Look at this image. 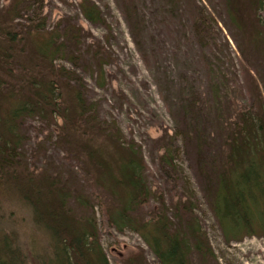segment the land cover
Returning <instances> with one entry per match:
<instances>
[{
  "label": "rangeland",
  "instance_id": "rangeland-1",
  "mask_svg": "<svg viewBox=\"0 0 264 264\" xmlns=\"http://www.w3.org/2000/svg\"><path fill=\"white\" fill-rule=\"evenodd\" d=\"M94 1L106 24L88 22L79 11L80 0H32L31 11L47 18V32L60 35L79 26L86 36L80 43L67 41L73 60L60 57L55 64L75 77L65 78L64 94L82 91L93 108L87 113L93 118L89 126L113 169L120 161L119 145L134 146L144 160L142 177L150 195L132 205L135 227L141 230L164 211L172 231L186 237L191 225L200 229L206 249L197 252L191 241L190 264H264V229L254 223L252 234L241 231L240 239L230 240L215 212L225 138L240 112L264 111V44L252 37L264 32V10L237 0L248 32L234 23L226 0ZM10 3L0 0V12ZM0 78L4 98L13 78L3 68ZM0 104L6 112L8 102ZM64 125L58 114L22 118L25 169L61 180L71 191L68 204L76 217H95L110 264L140 258L142 264H162L141 232L111 224L108 214L124 208L114 178L119 175L111 173L113 180L103 188L99 170L68 143L76 139L62 131ZM4 211L13 212L9 220L26 250L49 248L45 231L33 228L28 207L5 202Z\"/></svg>",
  "mask_w": 264,
  "mask_h": 264
},
{
  "label": "trees",
  "instance_id": "trees-1",
  "mask_svg": "<svg viewBox=\"0 0 264 264\" xmlns=\"http://www.w3.org/2000/svg\"><path fill=\"white\" fill-rule=\"evenodd\" d=\"M226 1L234 23L249 32L241 4L237 0ZM242 3L245 6L244 0ZM248 4L264 10V0H250ZM31 9L32 0H11L0 12V69H5L14 82L19 79V85L13 81L7 84L8 96L2 98L1 89L5 84L2 85L0 78V101L8 102L4 113L0 104V264H110L99 244L95 217H76L68 204L71 191L61 180L25 169L19 128L23 117L40 113L58 114L65 119L62 131L76 139L72 141L67 137L68 143L95 164L103 188L107 189V181L113 180L111 173L119 175L114 180L121 187L120 200L124 208L108 214L111 224L120 231L131 228L141 232L162 264H190L191 241L195 242L197 252L206 249L198 234L199 227L191 225L189 236L185 237L171 230L164 211L156 214L153 222L144 224L143 231L135 227L136 222L130 215L132 205L145 203L150 195L142 177L143 158L134 146L119 145L120 161L114 170L102 147L96 145L92 126H89L93 118L89 119L87 114L93 108L86 105L82 91L75 90L67 96L63 92L65 78L72 76L55 62L65 56L73 60L74 56L67 53L66 43L82 42L86 37L84 32L79 26L66 29L60 35L47 32V18H39V12ZM79 11L90 23L106 24L94 0H80ZM252 37L258 44H264V32L257 30ZM27 90L28 94L24 93ZM238 117L224 141L226 158L220 165L222 168L217 169L215 212L230 240L240 239L241 231L252 234L254 223L264 229V111L240 112ZM164 160L171 164L170 156H165ZM12 201L28 207L33 228L47 234L49 248H43L44 252L23 247L18 230L9 220L13 212L10 215L4 211L5 202ZM141 260L129 263L142 264Z\"/></svg>",
  "mask_w": 264,
  "mask_h": 264
}]
</instances>
